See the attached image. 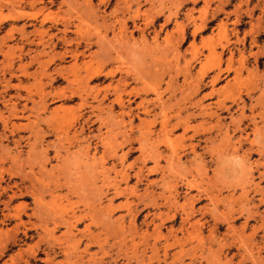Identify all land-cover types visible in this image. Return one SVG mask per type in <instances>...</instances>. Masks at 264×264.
<instances>
[{
  "label": "rangeland",
  "instance_id": "obj_1",
  "mask_svg": "<svg viewBox=\"0 0 264 264\" xmlns=\"http://www.w3.org/2000/svg\"><path fill=\"white\" fill-rule=\"evenodd\" d=\"M0 185V264H264V0H0Z\"/></svg>",
  "mask_w": 264,
  "mask_h": 264
},
{
  "label": "bare ground",
  "instance_id": "obj_2",
  "mask_svg": "<svg viewBox=\"0 0 264 264\" xmlns=\"http://www.w3.org/2000/svg\"><path fill=\"white\" fill-rule=\"evenodd\" d=\"M120 76V75H119ZM89 79V78H88ZM119 79H122V78H119ZM120 82V81H118ZM118 98V97H117ZM120 98V97H119ZM121 99V98H120ZM118 102L120 103V101L118 100ZM122 103V102H121ZM121 105V104H120ZM58 116V114H57ZM72 116V115H71ZM61 118V117H60ZM65 118V117H64ZM74 118V117H72ZM70 120V119H69ZM56 121V120H54ZM67 121V120H66ZM71 121V120H70ZM73 121V120H72ZM70 125V122H66ZM55 125V123H52ZM57 124V123H56ZM65 124V123H64ZM67 124V125H68ZM164 124V123H163ZM60 125V124H58ZM66 125V124H65ZM66 125V126H67ZM68 125V127H69ZM162 125V124H161ZM174 125V124H173ZM183 125H184V122H183ZM62 126V125H61ZM64 126V125H63ZM7 127V126H6ZM18 127V125H17ZM24 127V126H23ZM26 127V126H25ZM28 127V126H27ZM165 127V125H164ZM176 127V126H175ZM20 128V126H19ZM49 128V127H48ZM52 128V127H50ZM62 128V127H61ZM72 128V127H70ZM172 128V127H171ZM36 129H39L37 126H36ZM55 129H58V128H55ZM63 130H65L64 128H62ZM49 130H53L52 129H49ZM48 130V131H49ZM29 131V130H28ZM40 131H43V130H40ZM59 131V130H58ZM62 131V130H61ZM30 132V131H29ZM50 132V131H49ZM54 132V130H53ZM57 132V131H56ZM64 132V131H62ZM61 132V133H62ZM70 132V131H69ZM67 132V134L69 133ZM31 133V132H30ZM46 133V132H45ZM60 134V132H59ZM63 134V133H62ZM66 134V135H67ZM73 134V133H71ZM46 135V134H45ZM44 135V136H45ZM75 135V134H74ZM38 136V135H37ZM43 136V137H44ZM54 136V135H53ZM64 136V135H63ZM72 136V135H71ZM58 137V136H55V138ZM73 138V136L71 137ZM41 138L39 137V141ZM58 139V138H57ZM60 139V138H59ZM28 140V139H27ZM34 140H37L34 138ZM32 140L34 143L35 141ZM65 140V139H64ZM70 140V139H69ZM29 141V140H28ZM38 142V141H37ZM42 142V141H41ZM52 142V141H51ZM61 142V141H60ZM72 142V140H71ZM47 143V142H46ZM54 144H56V142H52ZM76 143V142H75ZM54 144H53V147H54ZM65 144V143H64ZM80 144V143H78ZM33 145V144H32ZM52 145V144H51ZM58 145V144H57ZM56 145V146H57ZM77 145V144H76ZM36 146V145H34ZM62 145H60L61 147ZM88 146V145H87ZM86 146V147H87ZM29 147H32V146H29ZM44 147V145H43ZM46 147H48V145L46 144ZM85 147V148H86ZM42 148V147H41ZM40 148V149H41ZM45 148V147H44ZM64 147H62L61 149H63ZM34 149V148H33ZM56 149V148H55ZM88 149V148H86ZM85 149V150H86ZM43 150V149H41ZM47 148L44 149L42 151L43 154H46L47 153ZM65 150H67V148H65ZM38 151V150H37ZM57 149L55 150V153H56ZM59 151V150H58ZM29 155H31V151L28 152ZM54 153V152H53ZM55 153H54V156H55ZM59 153H57L58 155ZM85 156L88 157V150H86L84 152ZM33 155V154H32ZM56 155V156H57ZM55 156V157H56ZM94 156V154H92V157ZM124 156V154H123ZM121 156V157H123ZM62 157V156H61ZM60 158V157H59ZM25 159L27 160H30V157L29 159L27 157H25ZM32 161V160H30ZM28 163H31V162H28ZM25 164V163H21V166ZM60 166V165H59ZM56 166H54V169H55ZM139 167V166H138ZM57 170H59V167H57ZM151 170V169H150ZM42 171V170H41ZM46 171V170H44ZM137 175V174H136ZM124 176V174H123ZM35 178L34 174H30V173H24L23 174V171L21 170V175L19 176V183L18 184H13L12 186H7V189L11 192V194L8 196L9 200L12 199L13 197H16V196H22V197H25L26 195L28 197H30L33 201L36 200L37 197L41 196V194L49 191L46 187V185L42 182H35L33 179ZM33 178V179H32ZM36 180V179H35ZM27 181V182H25ZM15 183V182H14ZM37 185V186H36ZM1 186V185H0ZM12 187H14L16 190L13 191L12 190ZM1 188V187H0ZM16 191L18 192V194L16 193ZM114 191V190H113ZM6 192V191H5ZM111 200V198H110ZM93 204V203H92ZM108 204V203H107ZM91 206V205H90ZM97 207V206H95ZM107 207V206H106ZM110 207V206H109ZM94 208V207H93ZM100 209V207H97V209ZM91 209V208H90ZM109 209V208H108ZM94 211H96V209H94ZM22 213H26L27 212L25 210H22V211H19L17 213H13L11 214L10 212H8L6 215H3L4 218H12L13 220H15L17 223L16 225L19 226V225H23V222H22ZM84 213H89L90 215V221H91V224H95V220L93 218V214H90L89 212V209H84L83 210V214ZM94 213V212H93ZM45 216H48L47 213H44ZM31 215H37V213H35L34 211H32L30 214L28 213L26 216L28 218L27 222L29 223V218L31 217ZM74 214H72V217L71 218H64L63 216H61L60 218H58L59 220H52V224H56L58 225V222H60V225L59 226H62L64 227V230L63 232H61L60 235L56 236L55 235V230L59 227H57L56 225H54L53 227L51 228H48V223L45 221L44 224L40 221V224H33L32 223V226H29L28 228H24L23 231H22V235L24 237H26L28 235V232L31 231V232H35L37 233V235H39L40 231L42 232V235L40 236V240L41 241H44L43 243H46L44 244L45 247H44V255H55L56 251L54 250V248H57L59 250V253H62L63 255H68L69 253V250L72 249L73 253L75 255H83V254H86L87 252H89V245H91L90 243L92 242H95L96 239H97V235L96 234H93V230L91 231V224L90 223H87V224H84L83 225V228H81V230L77 229V226L79 225V223L81 222V220L85 217V214H84V217H75L73 216ZM187 216V214H185ZM95 216V215H94ZM185 216V218H186ZM39 217V216H38ZM41 217V215H40ZM43 221V220H42ZM1 222H3V219L1 220ZM57 227V228H56ZM56 228V229H55ZM55 229V230H54ZM39 230V231H38ZM76 232V233H75ZM97 232V231H96ZM98 233V232H97ZM79 236V237H78ZM81 237L83 238L81 240ZM10 237H8L9 239ZM13 238V237H12ZM15 239V237H14ZM12 241V240H11ZM84 242V243H83ZM79 243H83L84 244V247L82 249V251H77L79 249ZM91 248V246H90ZM34 253V252H33ZM33 255V254H32ZM86 255H94V253L92 254H86Z\"/></svg>",
  "mask_w": 264,
  "mask_h": 264
}]
</instances>
